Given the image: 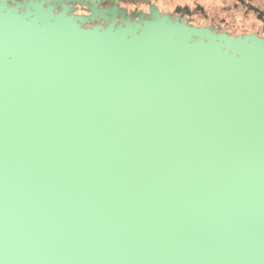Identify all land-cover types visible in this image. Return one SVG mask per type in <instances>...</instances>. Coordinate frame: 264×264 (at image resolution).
Masks as SVG:
<instances>
[{"label": "bare ground", "instance_id": "1", "mask_svg": "<svg viewBox=\"0 0 264 264\" xmlns=\"http://www.w3.org/2000/svg\"><path fill=\"white\" fill-rule=\"evenodd\" d=\"M151 1L25 0L24 14H16L14 4L8 1L4 10L5 0H0V264L196 260L195 233L179 245L190 253L176 252L171 243L177 239L170 237H164V244L171 249L162 251L155 241L161 227L147 231L143 222L126 226L110 192L94 200L76 199L67 192L71 171L61 172L54 164L57 141L70 130L84 137L104 128L97 114L109 99L122 109L152 96L160 83L185 96L196 92L186 89L188 70L196 68L186 65L183 45L184 36L195 31L182 20L172 22L177 16L162 13ZM140 3L150 5L149 12L131 13L122 6ZM117 14V23L124 17L126 28L99 31L108 25L105 19ZM166 70L177 75L165 76ZM157 72L164 76L154 77ZM168 98L169 103L174 99ZM205 259L213 260L209 255Z\"/></svg>", "mask_w": 264, "mask_h": 264}, {"label": "water", "instance_id": "2", "mask_svg": "<svg viewBox=\"0 0 264 264\" xmlns=\"http://www.w3.org/2000/svg\"><path fill=\"white\" fill-rule=\"evenodd\" d=\"M8 1L24 14L25 0ZM118 16L99 31L126 28ZM187 29L195 32L184 36L186 65L196 69L182 73L190 76L186 89L196 92L185 96L160 83L152 96L122 109L109 99L97 114L104 128L84 137L70 130L57 141L54 164L71 171L67 192L76 199L110 192L126 226L161 227L155 241L162 251L190 253L179 245L195 233L192 264H264V39ZM160 75L177 74L153 76ZM166 228L172 235H164ZM164 237L177 240L170 246Z\"/></svg>", "mask_w": 264, "mask_h": 264}, {"label": "rangeland", "instance_id": "3", "mask_svg": "<svg viewBox=\"0 0 264 264\" xmlns=\"http://www.w3.org/2000/svg\"><path fill=\"white\" fill-rule=\"evenodd\" d=\"M229 2V0H226ZM223 0H160L159 6L166 12L175 11L177 6H189L195 8L196 5L200 4L205 9L207 14L212 13L208 18L195 13V16L189 20L192 26L203 27L204 25H216L215 31L219 33H228L237 36L245 34L255 33L262 31V26L255 16H246L244 12H235L227 14L223 12L222 4ZM131 5V4H128ZM129 7V6H127ZM226 18L233 23L227 25L223 23L222 18ZM217 29V30H216Z\"/></svg>", "mask_w": 264, "mask_h": 264}, {"label": "flooded vegetation", "instance_id": "4", "mask_svg": "<svg viewBox=\"0 0 264 264\" xmlns=\"http://www.w3.org/2000/svg\"><path fill=\"white\" fill-rule=\"evenodd\" d=\"M130 2H135L136 0H129ZM149 1V0H148ZM152 4L150 5H156L159 10L162 13H172L174 16H179L180 20H184L186 19L187 23L189 25L190 22L189 20L191 18H193L195 16V13L200 14L201 16H205L206 18H208L211 14L212 18H214L212 13L207 14L206 9L198 4L196 5L195 8H190L189 6H177L176 9L179 11H170V12H166L164 11L160 6H159V2L160 0H152L151 1ZM119 4V3H118ZM150 5L147 4H131V5H122L124 8H127L129 12H135V9H138L139 11H145L149 12L150 9ZM129 6V7H127ZM222 9L223 12H226L227 14L231 13H235V12H244L246 16L252 15L255 16L256 19L260 22L261 26H262V30H264V0H229V2H227L226 0H223L222 4ZM137 11V12H139ZM82 13H85L84 11H82ZM223 23H227V25H229L230 23L232 24V21L227 20L225 17L222 18ZM203 27H208L212 30L215 31L214 28H217L216 25H204ZM217 30V29H216ZM226 33V32H225ZM228 34V33H226ZM232 36H237V35H233V34H229ZM245 35H256L259 38H263L264 39V33L262 31H258L255 33H250V34H245ZM244 36V35H242Z\"/></svg>", "mask_w": 264, "mask_h": 264}]
</instances>
